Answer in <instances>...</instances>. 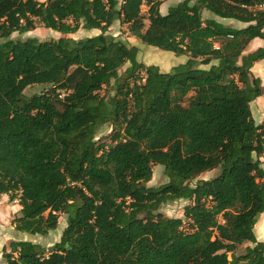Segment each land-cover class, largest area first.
<instances>
[{
    "label": "trees",
    "instance_id": "trees-1",
    "mask_svg": "<svg viewBox=\"0 0 264 264\" xmlns=\"http://www.w3.org/2000/svg\"><path fill=\"white\" fill-rule=\"evenodd\" d=\"M143 1L0 0V199L19 201L18 231L67 221L49 251L12 241L5 264H264V119L251 108L264 96L251 71L264 47L245 53L264 39V0H180L166 14L150 0L148 26ZM115 21L187 60L146 65L139 46L108 33ZM37 23L101 32L11 38ZM105 124L110 142L97 139ZM159 164L168 182L148 186ZM180 199L191 201L184 218L160 211Z\"/></svg>",
    "mask_w": 264,
    "mask_h": 264
},
{
    "label": "rangeland",
    "instance_id": "rangeland-1",
    "mask_svg": "<svg viewBox=\"0 0 264 264\" xmlns=\"http://www.w3.org/2000/svg\"><path fill=\"white\" fill-rule=\"evenodd\" d=\"M46 1V0H39ZM121 1V0H119ZM150 0H144L141 9L145 16V23L149 25V7ZM165 6L170 4H175L174 1L177 0H165ZM165 9V7L163 8ZM204 18L213 17V13L210 11H203ZM227 25V24H226ZM101 31L99 29H86L80 28L78 31L71 34H63L51 28H46L42 24L37 23V26L29 31L19 33L14 32L11 35L13 39L24 40L28 37H36L39 40H49L57 39L63 36L73 37L75 39L87 38L99 34ZM108 33L116 36L118 39L127 42L130 45H137L140 48L138 53V59L145 63L146 65L155 64L158 65L162 72H168L174 66L181 64L186 61L185 56L176 55L173 52L162 50L160 48L143 44L139 39L133 36L128 29L126 24H122L119 21H115L114 24L109 28ZM248 53V50L245 51ZM264 64V60H262ZM126 65L121 69L123 71ZM253 75L258 76L262 80L261 89L264 92V66H259L255 68ZM42 90V86H33L26 90V95L30 96L35 92ZM252 112L256 122H259V119H264V96L261 95L260 98H257L251 104ZM114 130V126L111 124H105L98 129L97 139L101 141L110 142V135ZM218 174V170L207 171L200 174L197 179H208L212 178ZM195 179L192 183H195ZM168 182V177L164 172L163 165H153V176L152 179L147 183L148 186H159ZM190 200L180 199L173 202L165 203L161 206L160 211L168 217H182L184 218V207L190 204ZM21 206L18 200H10L8 194L2 195L0 199V264H5L4 253L10 251V243L12 241H33L40 243L46 247L47 251L51 250L54 244L60 241L63 231L67 225L66 215L62 214L59 219L58 227L55 230H51L47 235L40 234H31L28 232L18 231L15 228L14 219L19 215V210ZM186 224L184 225V230L189 229L188 221L185 220ZM255 233L258 240L264 241V213L261 214L259 220L255 225ZM249 244V243H247ZM245 244L243 247H245Z\"/></svg>",
    "mask_w": 264,
    "mask_h": 264
},
{
    "label": "crops",
    "instance_id": "crops-1",
    "mask_svg": "<svg viewBox=\"0 0 264 264\" xmlns=\"http://www.w3.org/2000/svg\"><path fill=\"white\" fill-rule=\"evenodd\" d=\"M180 0H177V1H174L175 2V4L176 3H178ZM167 1H163L162 2V4H161V6H160V11H161V13L162 14H166L167 12H168V9L170 8V6H172V5H174L173 3L172 4H170L169 6H165V3H166ZM165 7V9H163ZM211 18H213V19H215V20H217V21H219V22H222V23H224L225 25L227 24V25H229V26H233V27H237V28H243V27H245V26H247V23H244V22H241V21H238V20H235V19H231V18H221V17H218V16H216V15H214L213 14V17H211ZM260 47H264V39H262V38H255V39H253L250 43H249V45L247 46V48H246V50H248V53L249 52H253V51H255L256 49H258V48H260ZM245 50V51H246ZM181 56H185V55H181ZM186 57V60H187V56H185ZM184 63V62H183ZM259 66H264V64L262 63V60H259V61H256L255 63H254V65H253V67H252V69H251V71H252V74H253V72H254V70H255V68H257V67H259ZM255 76V75H254ZM258 77V76H257ZM258 98H260V97H258ZM253 103V102H252ZM262 116H264V113H263V115ZM262 119V117L259 119V122L258 123H261L263 120H261Z\"/></svg>",
    "mask_w": 264,
    "mask_h": 264
},
{
    "label": "built area",
    "instance_id": "built-area-1",
    "mask_svg": "<svg viewBox=\"0 0 264 264\" xmlns=\"http://www.w3.org/2000/svg\"><path fill=\"white\" fill-rule=\"evenodd\" d=\"M262 7H264V6H262ZM263 184H264V182H263Z\"/></svg>",
    "mask_w": 264,
    "mask_h": 264
}]
</instances>
